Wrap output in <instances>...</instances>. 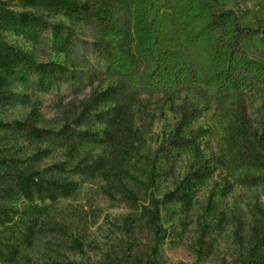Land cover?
<instances>
[{
	"label": "rangeland",
	"instance_id": "obj_1",
	"mask_svg": "<svg viewBox=\"0 0 264 264\" xmlns=\"http://www.w3.org/2000/svg\"><path fill=\"white\" fill-rule=\"evenodd\" d=\"M1 1L5 45L0 48V92H10L12 99L0 96V210L16 214L13 230L18 237L28 236L29 242L10 250L7 246L15 239L1 224L0 253L7 259L0 255V264H243L252 255L264 264V165H236L246 148L232 108L233 92L220 96L211 91L208 99L191 91L161 92L150 77L151 61L136 49L132 27L142 24L148 7L162 20L171 46L206 68L205 47L195 35L201 0H119L125 14L106 38L116 40L126 55L136 56L134 77L127 81L106 73L109 63L95 50L98 32L60 11L62 3L82 5L87 0ZM227 8L251 10L255 24L264 26V0H231ZM27 13L43 20L45 29L31 31L24 22ZM10 48L33 57L38 65L53 63L75 72L82 84L78 89L67 84L42 88L39 77L24 78L12 71ZM251 55L264 58V49L254 44ZM245 95L253 131L262 135L264 86L246 88ZM184 101L198 104L202 115L178 135L204 129L203 161L190 149H174L158 161L157 151L177 132L172 106ZM90 102L94 123L77 127L75 121ZM124 109L134 115L133 126L142 139L139 156L126 160L116 175L107 141L113 122L98 115H117ZM33 110L40 114V127L61 130L70 124L96 134L95 139L76 148L36 141L13 127ZM165 164L172 175L160 172ZM18 176L53 182L69 193L42 202L32 187L31 205ZM123 187L139 202L123 199ZM157 200L161 232L147 221Z\"/></svg>",
	"mask_w": 264,
	"mask_h": 264
},
{
	"label": "trees",
	"instance_id": "obj_2",
	"mask_svg": "<svg viewBox=\"0 0 264 264\" xmlns=\"http://www.w3.org/2000/svg\"><path fill=\"white\" fill-rule=\"evenodd\" d=\"M230 1L201 0V9L195 15L199 23L198 33L195 35L205 47L207 65L204 69L199 67L191 56L171 46L170 37L161 26L162 20L155 19L156 16L154 17V14L148 11V7L145 12H142L144 19L142 24L132 27L133 36L136 37L137 51L146 56L154 67L150 77L157 90L166 94L191 91L195 96L206 97V99L210 97L207 95H210L211 91L218 92L220 96L233 92L232 108L240 124V133L244 136L242 141L246 148L235 159L236 165L239 168L259 166L264 165V132L260 135L253 131L245 89L264 86V58L254 59L251 55L254 44L264 49V26L255 24L251 10L239 12L233 8H227ZM59 8L61 13L69 16L70 19L90 24L101 36L95 44V50L109 63L107 74H116L124 81L133 79L134 67L137 65L136 56L126 55L127 51L121 50L116 40L106 38L111 35L115 20L125 14L119 5V0H87L82 5L62 3ZM2 11L3 2L0 0V13ZM24 22L31 31L45 29V22L32 13L25 14ZM4 45L0 35V48ZM67 47L74 49L70 42L67 43ZM9 51L12 71L24 78L39 77L42 88L52 90L67 84L73 89H78L82 84V79L75 72H70L53 63L38 65L33 57L16 48H10ZM0 96L12 99L8 91L2 90ZM172 109L178 117L177 132L170 133L164 145L157 151L158 161L169 157L174 149H190L198 160L203 161L201 137L204 129L193 130L188 135L185 133L178 135L186 124L197 120L202 115V108L196 103L184 101L182 104H173ZM92 110V102L84 104L80 117L75 121L77 127L90 126L94 123ZM99 115L101 120L108 119L113 122L114 131L108 135L107 141L113 150L114 157L111 164L117 175L118 171L123 170L126 160L139 156L142 134L134 128V115L127 109L119 111L117 115L113 111L102 112ZM39 123L40 114L37 110H33L24 121L14 122L13 127L36 141L50 142L68 148L89 144L96 136L89 130L81 131L70 124L61 130H53L40 127ZM0 126L3 124L0 123ZM160 172L167 176L172 175L168 164L161 166ZM18 178L25 198L31 205L34 203L32 187L37 189V198L42 202L46 199L54 200L57 194L68 195L69 193L65 187L53 182L45 183L32 176H18ZM119 193L125 200L139 202L138 197L126 187H123ZM180 196L184 197V194L180 193ZM148 215L149 226L161 232L163 228L159 200L155 202L154 210ZM15 216L14 213L9 214L0 210V225L3 224L4 229L13 235L11 238L15 239L13 244L9 242L7 246L10 250L23 241L29 242L28 236L21 233L18 237L14 232ZM262 242L264 243V237ZM0 255L7 259L4 252ZM261 261L260 257L252 255L243 264H261Z\"/></svg>",
	"mask_w": 264,
	"mask_h": 264
}]
</instances>
